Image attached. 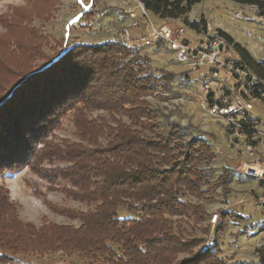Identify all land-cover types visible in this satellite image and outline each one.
<instances>
[{
	"label": "trees",
	"instance_id": "trees-1",
	"mask_svg": "<svg viewBox=\"0 0 264 264\" xmlns=\"http://www.w3.org/2000/svg\"><path fill=\"white\" fill-rule=\"evenodd\" d=\"M136 1L161 20L185 18L201 2ZM231 1L264 15V0ZM190 26L204 28L202 21ZM233 46L264 76V62ZM146 64L148 58L127 44L79 45L0 91V176L27 168L35 177L24 181L31 193L55 189L86 208L51 207L77 227H34L17 218L0 186V249L30 252L33 239L48 237L43 253H60L74 264H225L194 232L208 216L204 203L212 201L214 187L225 196L234 171L223 167L212 181L210 146L187 138L170 117L160 126L146 98L158 87L169 91L175 76L162 70L145 76ZM65 116L77 141L55 137ZM119 208L133 217L119 218ZM256 253L264 264V245ZM12 259L0 252V264Z\"/></svg>",
	"mask_w": 264,
	"mask_h": 264
},
{
	"label": "rangeland",
	"instance_id": "rangeland-1",
	"mask_svg": "<svg viewBox=\"0 0 264 264\" xmlns=\"http://www.w3.org/2000/svg\"><path fill=\"white\" fill-rule=\"evenodd\" d=\"M131 11L136 14V19L129 17ZM147 17L155 26L166 23L173 30L183 29L184 40L193 45L205 40L206 36L226 34L232 45L244 48L256 62H264V15L254 6L239 5L231 0H201L185 18L161 20L148 11ZM142 20L136 0H0V91L14 86L24 75H31L73 47L121 44L119 40L124 30L131 39L146 36L148 31ZM201 21L204 28L201 26L196 30L190 26V23L200 24ZM132 46L148 58L143 75L157 76L162 70L175 76L169 91L158 87L146 98L160 126L165 127L164 118L170 117L171 121L180 124L187 138H200L210 146L214 153L210 165L212 181L217 179L223 167L235 171L225 196L219 187H214L212 201L204 203L208 216L199 224L194 236L210 241L225 264H260L256 250L264 245V214L256 208L251 193L256 187L236 173V153L228 148L224 121L201 111L198 74L177 64L169 50L145 47L142 43ZM256 113L264 119L263 111ZM98 115L103 113L89 114L93 118ZM73 133L70 116H65L55 137L74 142L77 139ZM26 179L35 180L27 168L0 176V186L7 191L8 201L21 222L34 227L43 223L78 226L77 221L56 214L51 207L85 210L84 205L67 199L55 189H42V195H34L25 185ZM239 200H242L241 204H238ZM192 202L196 200L192 198ZM213 213L218 215L214 226L209 224V216ZM118 217L131 218L133 215L119 208ZM219 223L222 229L216 234L213 229ZM206 226L209 232L202 235ZM49 243L48 237H41L31 241L30 252L11 253L2 249L0 252L12 255L11 264L76 262L60 253H43Z\"/></svg>",
	"mask_w": 264,
	"mask_h": 264
},
{
	"label": "built area",
	"instance_id": "built-area-1",
	"mask_svg": "<svg viewBox=\"0 0 264 264\" xmlns=\"http://www.w3.org/2000/svg\"><path fill=\"white\" fill-rule=\"evenodd\" d=\"M138 7L148 34L131 39L124 30L119 41L131 47L142 43L145 47L169 50L177 64L198 74L200 109L224 121L228 148L236 153V173L255 185L251 191L255 206L264 214V119L256 113L264 112V76L254 73L223 36H206L198 44H190L183 38V29L173 30L166 23L155 26L139 2ZM129 17L137 18L132 11ZM217 219L213 213L209 224L214 226Z\"/></svg>",
	"mask_w": 264,
	"mask_h": 264
}]
</instances>
